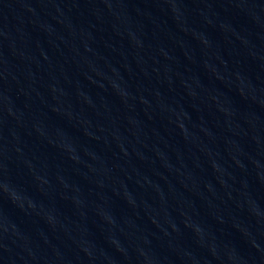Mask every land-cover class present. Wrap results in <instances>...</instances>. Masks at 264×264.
I'll return each mask as SVG.
<instances>
[{
	"label": "water",
	"instance_id": "obj_1",
	"mask_svg": "<svg viewBox=\"0 0 264 264\" xmlns=\"http://www.w3.org/2000/svg\"><path fill=\"white\" fill-rule=\"evenodd\" d=\"M0 264H264V0H0Z\"/></svg>",
	"mask_w": 264,
	"mask_h": 264
}]
</instances>
